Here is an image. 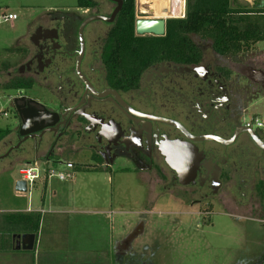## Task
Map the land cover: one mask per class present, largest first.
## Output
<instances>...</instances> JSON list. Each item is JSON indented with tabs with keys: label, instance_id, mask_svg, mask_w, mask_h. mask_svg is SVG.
Instances as JSON below:
<instances>
[{
	"label": "flooded vegetation",
	"instance_id": "flooded-vegetation-1",
	"mask_svg": "<svg viewBox=\"0 0 264 264\" xmlns=\"http://www.w3.org/2000/svg\"><path fill=\"white\" fill-rule=\"evenodd\" d=\"M93 1L50 17L31 36V49H24L20 76L33 82L28 90L40 88L48 99L27 97L41 106L19 105L56 116L50 130L13 151L32 142L28 153L46 165L63 162L58 153L71 148L87 151L95 168L152 176L146 187L155 196L148 198L153 206L141 214L167 201L171 207L159 215L168 221L149 230L141 218L110 252L118 264H157L151 246L172 253L183 219L201 220L206 236L221 216L250 227L228 252V264H264V129L252 127L256 104L264 99V59L224 61L214 53L197 64L155 61L141 72L131 70L132 61L109 64L121 11L114 16V1ZM135 35L136 42L156 37L138 35L136 26ZM19 132L18 143L24 139Z\"/></svg>",
	"mask_w": 264,
	"mask_h": 264
},
{
	"label": "rangeland",
	"instance_id": "rangeland-1",
	"mask_svg": "<svg viewBox=\"0 0 264 264\" xmlns=\"http://www.w3.org/2000/svg\"><path fill=\"white\" fill-rule=\"evenodd\" d=\"M95 1L103 5L113 6L109 0ZM154 1L157 4V7L154 8L155 13L142 14L140 12L146 9V5L143 4L142 7L144 8H140L141 5H139L138 16L140 19L142 17L144 19L168 17L169 14L157 11V9L160 10L161 5H168V3L162 0ZM238 1L250 8L258 7L260 1L264 5V0ZM76 7L77 0H0V128L10 131L9 136L0 142V157L6 155L19 141L18 132L21 121L16 111L14 99L18 97H28L39 101H43L42 98L48 99L40 88L35 87V90L6 88L16 80H27L25 77H21L18 71L25 61V56L10 50L19 48L22 44L30 43V40L24 38L29 24H36L46 17L47 24L50 17H54L64 10L73 11ZM5 12L16 14L19 20L3 22L2 15ZM185 15H187V10ZM169 20L172 19H167V22ZM191 37L203 50L205 59L214 55L212 36L192 35ZM221 58L224 61L241 60L243 62L255 59L261 62L264 59V42L257 44L249 52L227 57L221 56ZM263 103L264 99H260V102L256 104L258 117L264 115ZM31 147L32 142H28L20 150L11 152L9 157L0 161V195L2 198L7 196L5 188L8 182V171L22 179L21 169L37 163L42 168H46L43 162H39V159L28 153ZM70 149L68 148L64 153L59 152L56 158H58L57 160L76 164V169L69 171L73 177L66 182H59L57 179L50 180L47 199L54 201V205L60 206V208L76 209L90 213L91 224L85 223L82 231L91 232V238L81 239L82 247L91 246V250L103 249L102 257L104 259L101 264H118L110 255L113 246L117 242L123 241L141 218L148 219L147 229L152 230L154 223L160 228L162 226L160 224L168 220L160 217L159 214H161V211L169 210L171 205L164 201L162 204H158L153 211L147 213V216H143L141 213L147 212L146 210H150V207L153 206L148 202V198L155 196L150 195L146 187L147 180H150L152 176L145 175L142 177L118 168L114 170L95 168L91 164L90 154L87 151H73ZM59 167L62 168L61 165ZM53 191L57 192V195L54 196L55 199L52 196ZM44 193V181L40 180L32 187L30 193L24 195H26L27 201L30 198L34 202H40ZM45 207V210L50 209L48 204ZM182 222L186 225L182 224V227L179 228L180 239L175 250L171 251L172 253L160 254L161 252L156 250L155 245L151 246L150 250L159 254L153 257V261H156L157 264H228L232 256V253L229 254L228 252L232 251L233 245L237 246V244L242 243L244 236L250 229L249 227L247 230V224L241 221L221 216L216 221V230L208 231V234H206L208 236L207 242L212 245L208 246L205 241L206 236L198 225L201 220L196 219L185 222L183 219ZM184 229H187V231ZM138 245L134 246L135 249ZM117 250L118 247L115 246L114 252Z\"/></svg>",
	"mask_w": 264,
	"mask_h": 264
},
{
	"label": "trees",
	"instance_id": "trees-1",
	"mask_svg": "<svg viewBox=\"0 0 264 264\" xmlns=\"http://www.w3.org/2000/svg\"><path fill=\"white\" fill-rule=\"evenodd\" d=\"M185 19H172L167 22L163 37H139L133 41L136 26V0H123V8L110 36L111 47L116 56L115 63L132 61L133 72L143 71L155 61L170 60L180 64H197L203 59V51L193 41L192 35L212 36V48L218 56H230L251 51L264 42V5L258 7L242 5L238 0H186ZM93 0H77L79 7L94 6ZM133 48V49H132ZM12 52L23 54L24 49ZM116 58V59H115ZM117 66V65H116ZM118 69V66H117ZM33 86L29 80H16L6 88L28 90ZM10 134L0 128V142ZM15 220L13 226H24L32 234H37L41 224V214H9Z\"/></svg>",
	"mask_w": 264,
	"mask_h": 264
},
{
	"label": "crops",
	"instance_id": "crops-1",
	"mask_svg": "<svg viewBox=\"0 0 264 264\" xmlns=\"http://www.w3.org/2000/svg\"><path fill=\"white\" fill-rule=\"evenodd\" d=\"M154 2L137 0V9L139 5L141 8L145 3L148 12L151 9L155 10L157 4ZM157 11L160 12L159 9ZM46 21L47 17L36 24H29L24 38L30 40L40 25H47ZM29 42L22 44L19 49L30 50L31 40ZM10 172H7L8 182L5 188L7 196L2 198L0 195V264H101L104 250L97 248L91 250V246L82 247L80 242L85 237L91 238V232L82 231L85 223L91 224V214L54 205V201L47 199L49 182H44L45 193L40 202H34L30 198L27 201L26 195L16 191V183L21 178ZM56 195L57 192L53 191V199ZM47 204L50 206L49 210H45ZM17 213L41 214V224L38 233L34 234L35 245L32 250L23 249L22 245L18 247V243L22 242L18 236L32 233L24 226H13L15 224L11 221L15 219L7 215Z\"/></svg>",
	"mask_w": 264,
	"mask_h": 264
},
{
	"label": "water",
	"instance_id": "water-1",
	"mask_svg": "<svg viewBox=\"0 0 264 264\" xmlns=\"http://www.w3.org/2000/svg\"><path fill=\"white\" fill-rule=\"evenodd\" d=\"M118 3V8L114 14L117 15L123 8V0H111ZM150 13H155L153 9L150 10ZM114 18V17H113ZM97 19L110 21L113 19H108L105 17H97ZM166 17H158L157 19H138L136 21V32L138 35H151L156 37H163L166 34ZM39 33V31H38ZM25 101L28 105L35 104L41 106L33 99H28L27 97H18L14 99L16 111L21 119L22 125L20 128L19 135L24 137L23 141L19 142L15 147L11 148L9 152L0 157V160H3L9 156V154L14 150L20 148L21 144L27 141L29 138L34 137L38 132L51 128L54 124L51 120L56 116L52 114L47 109L43 108L37 110L36 108L23 109L19 102ZM43 107V106H42ZM16 191L18 193L26 194L27 193V183L23 180H19L16 183ZM22 240L21 243H18V247L22 245L23 249L32 250L35 245V235L27 234L23 236H18Z\"/></svg>",
	"mask_w": 264,
	"mask_h": 264
},
{
	"label": "built area",
	"instance_id": "built-area-1",
	"mask_svg": "<svg viewBox=\"0 0 264 264\" xmlns=\"http://www.w3.org/2000/svg\"><path fill=\"white\" fill-rule=\"evenodd\" d=\"M168 6H169V15L168 18L174 19V18H180L185 19L186 18V10H187V3L186 0H178L177 4L174 5V0H167ZM137 4V0H136ZM138 11V9H137ZM177 11L178 14H177ZM139 12V11H138ZM142 14L148 13V11L141 10ZM176 13V14H175ZM139 14V13H138ZM143 18V17H142ZM18 16L13 13H4L2 15V21L3 22H13L17 21ZM252 127L255 129H264V115L256 118L252 122ZM62 166L59 167V166ZM76 169V164L73 162H51L46 164V168H42L38 163L32 164L24 169L20 170V175L22 176L23 181L27 183V193L32 190V187L36 185L38 181H44L49 182L52 179H57L60 182H66L71 177H73L72 173H70V170Z\"/></svg>",
	"mask_w": 264,
	"mask_h": 264
},
{
	"label": "bare ground",
	"instance_id": "bare-ground-1",
	"mask_svg": "<svg viewBox=\"0 0 264 264\" xmlns=\"http://www.w3.org/2000/svg\"><path fill=\"white\" fill-rule=\"evenodd\" d=\"M162 1H165V2H167L168 3V1L167 0H162ZM177 1L178 0H174V5H176L177 4ZM160 12L161 13H169V6L168 5H166V4H164V5H161V7H160ZM178 12V11H177Z\"/></svg>",
	"mask_w": 264,
	"mask_h": 264
}]
</instances>
